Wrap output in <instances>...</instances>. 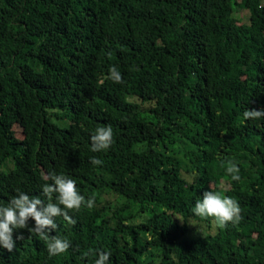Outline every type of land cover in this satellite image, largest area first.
I'll return each instance as SVG.
<instances>
[{
  "label": "trees",
  "instance_id": "1",
  "mask_svg": "<svg viewBox=\"0 0 264 264\" xmlns=\"http://www.w3.org/2000/svg\"><path fill=\"white\" fill-rule=\"evenodd\" d=\"M247 1L0 0V202L43 199L48 171L95 201L54 218L67 251L21 228L0 264H94L98 250L107 264H264V117L243 119L264 108V0L242 22ZM107 125L113 143L92 152ZM112 160L122 181L105 175ZM210 186L239 202L237 223L193 216Z\"/></svg>",
  "mask_w": 264,
  "mask_h": 264
},
{
  "label": "clouds",
  "instance_id": "2",
  "mask_svg": "<svg viewBox=\"0 0 264 264\" xmlns=\"http://www.w3.org/2000/svg\"><path fill=\"white\" fill-rule=\"evenodd\" d=\"M108 78L116 83L122 80L121 73L115 66L110 68ZM100 83L103 81L101 80ZM262 117H264V108H245L243 111L245 120H258ZM90 140L92 152L108 150L113 143L112 127L97 126L92 131ZM90 160L93 165L102 164V160L96 156L90 157ZM226 172L231 174L232 180L240 179L239 166L236 163L229 162ZM40 179L43 181L40 186L43 199L41 195L30 196L26 191L16 189L15 194L10 196L6 203L0 202V248L11 251L16 245V240L22 238V234L14 237V230L21 228H28L30 233L41 237L46 242L50 256L61 254L70 247L68 239L49 234L57 228L54 218L63 216L66 220L74 222L67 210L79 209L82 204L92 207L95 202L94 197L85 199V196L79 192L76 181L63 173L42 172ZM191 212L194 217L212 218L217 227L223 228L229 222L239 221L241 208L234 198L210 186V190L204 191L201 198L195 201ZM30 218L34 221L32 226H29ZM198 225L201 227L200 224ZM84 255L88 256L90 253L85 252ZM93 255L96 256L94 264H107L111 253L98 250Z\"/></svg>",
  "mask_w": 264,
  "mask_h": 264
},
{
  "label": "rangeland",
  "instance_id": "3",
  "mask_svg": "<svg viewBox=\"0 0 264 264\" xmlns=\"http://www.w3.org/2000/svg\"><path fill=\"white\" fill-rule=\"evenodd\" d=\"M256 3L257 2L255 0H248L245 8L236 11V16H238L242 22H248L250 16L249 8ZM14 128L17 136L19 138H23L24 127L23 120L21 118H16ZM104 172L108 179H111L113 181H122L124 179V176L126 175L127 169L125 163H123L122 161L112 160L111 162H109ZM100 194L101 192H98L97 197H99Z\"/></svg>",
  "mask_w": 264,
  "mask_h": 264
},
{
  "label": "bare ground",
  "instance_id": "4",
  "mask_svg": "<svg viewBox=\"0 0 264 264\" xmlns=\"http://www.w3.org/2000/svg\"><path fill=\"white\" fill-rule=\"evenodd\" d=\"M62 78V77H61ZM39 88V87H38ZM50 90V89H49ZM41 91V90H40ZM43 91V90H42ZM45 93V92H44ZM47 95V94H46ZM28 96H30V95H28ZM49 96V95H48ZM42 98V97H41ZM43 99V98H42ZM26 101V100H25ZM43 101V100H42ZM53 101V100H52ZM35 107V106H34ZM48 107V106H47ZM25 109H27V108H25ZM37 111H38V109H37ZM51 111V110H50ZM61 111V110H60ZM32 112H34V110L32 111ZM19 113V112H18ZM38 113V112H37ZM31 114V113H30ZM72 114V113H71ZM13 115V114H12ZM38 115H40V114H38ZM57 115V114H56ZM13 116H15V115H13ZM70 116V115H69ZM12 117V116H11ZM29 117V116H28ZM38 117V116H37ZM42 117V116H41ZM74 117V116H73ZM56 118H58V117H56ZM13 119V118H12ZM27 119V118H26ZM47 119V118H46ZM45 119V120H46ZM37 120V119H36ZM27 121V120H26ZM39 121V120H38ZM31 123V122H30ZM30 125H32V124H30ZM29 126V125H28ZM64 126V125H63ZM29 128V127H28ZM32 129H34V128H32ZM42 132V131H41ZM47 133V132H46ZM26 134V133H25ZM29 135V134H28ZM37 136V135H36ZM9 137V136H8ZM30 138V137H29ZM29 141V140H28ZM30 142V141H29ZM16 146V145H15ZM28 146H29V144H28ZM19 149V148H18ZM19 156V155H18ZM22 171V170H21ZM25 171V170H24ZM19 173H20V171H19ZM27 173V172H26ZM12 175V174H11ZM38 175V174H37ZM10 176V175H9ZM23 177V176H22ZM29 178V177H28ZM32 178H34V177H32ZM4 179V178H3ZM3 182V181H2ZM203 192V191H202ZM7 195V194H6ZM23 229V228H22ZM18 232V231H17Z\"/></svg>",
  "mask_w": 264,
  "mask_h": 264
}]
</instances>
